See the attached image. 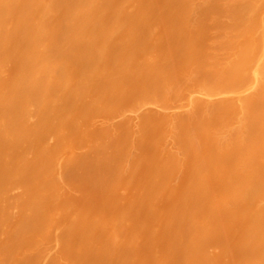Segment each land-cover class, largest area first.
I'll list each match as a JSON object with an SVG mask.
<instances>
[{"label":"bare ground","instance_id":"1","mask_svg":"<svg viewBox=\"0 0 264 264\" xmlns=\"http://www.w3.org/2000/svg\"><path fill=\"white\" fill-rule=\"evenodd\" d=\"M137 1L140 2V0H137ZM147 1L149 4L152 3L153 6L151 7V9L153 10L155 8L154 11L155 12L157 11L156 13H158L159 17L158 16L156 17L160 19V22H159L160 24H162L161 18L165 17L167 11L169 10L168 11L169 13L170 9L172 8L171 7L169 9L170 7L169 5H171L172 2H174L173 3L174 5L175 4L177 5L178 3L180 4V6L178 4L177 6L175 5L176 7L175 6L174 7L177 10L180 9L179 11L180 13L182 12L178 16V18L182 17L184 20L183 22L181 18L182 20L181 22L180 20L177 21L178 19L177 18L178 14L176 12L177 10H175V8H174L175 11L173 10V8L171 9L172 10L171 12L173 14L174 13L177 14V15L174 14L175 17L174 15L170 16V17H174L176 19V22L173 20L174 18L173 19L171 18V19L175 23L177 22L181 23V24L177 23L178 27L180 25L182 26V24L184 23L183 26H186L191 31L193 29H196V27H197L196 31L198 29L199 30L201 29L200 31H202L201 24L203 26L204 25L203 23L206 22V27H207V24L209 25L212 24V23L210 24L211 20L213 22L212 25L215 26V28H213L212 25L208 27L210 28V30L208 29L209 33L210 32L212 33L213 31V35H211L213 38L210 39L209 37L208 39L210 40L209 42L208 41L206 42L205 40V43L206 44L208 43L210 46H213V48L208 47L204 42H200V43H204L206 47L208 48L207 49L206 47H204L205 48L204 50L207 49L206 51L208 55L206 56V58L204 57V60L202 56V59H201L202 63L200 61H199L200 63H198V60L200 59V55L203 54L204 50L199 47L200 43L198 42L199 40H197L200 38L202 41V38L201 36H197V39H196L195 35H197V33L194 34L195 30L192 31L193 33L191 34V31L188 32L186 30L187 28L184 27L186 28L184 30L187 31L188 34H186L187 36L185 35L186 37L182 39L181 43H179V45L180 44L181 45L180 46L178 45V48H182L184 50L183 51L184 57L182 56L184 60L182 58L181 60H183L185 63L182 62L181 60L179 61L180 64L182 62L181 64L182 66L184 63L183 68H181V65L179 67L178 65L179 62L177 64L178 66L176 67L175 65L176 62L175 64H173L175 60L171 59L172 58L171 52L173 51L172 49L175 45L174 43L175 41L171 42V38L174 39L173 35H171L172 33L170 31L166 32L167 30H165V28H164L165 31L162 30L164 38H166L165 33H167L168 35H171L172 37L171 38H169V36L167 37L168 45H166L167 43L165 44L164 42H162V44L164 43V45L168 47L166 48L168 49L167 50L168 55L164 53L166 52L164 48L162 49L160 47L162 50H164L163 52L160 49L161 52H163L162 54L160 53V57L164 59L162 57L163 54L168 56V59L169 60L171 59L170 60L171 63L166 62L167 61L166 59H165V63L172 65V67L171 68L166 67L163 61L164 64L161 63V65H164L168 69L167 71L163 72L164 70L162 69L164 67L159 65L160 68L162 67L161 69L162 71L158 67L157 70L154 69L155 70L154 76L150 73L151 76L153 77L152 81H155L153 84L154 88L159 91L158 93L159 96L157 95L158 97L162 98L161 95H163L160 93L159 89L161 90L163 89L165 91L164 93L166 94L168 93L167 91L172 90V89L173 90L176 89L175 92L179 91L177 89L179 85L182 86L183 88H186L187 86L185 84L188 85V82L195 85L194 78H197V77L195 76L193 78L194 81L192 80V82H191V79H192V76L195 75L193 72L197 73L196 70L194 71V69H197V68H199L202 73L204 72L203 74L205 76L207 74V79H206L207 83H208V80L209 79L211 80L212 78L211 83L213 82L214 83L213 85L215 86L222 79L229 80L231 84L236 83L235 85H237L239 83L238 80H240V84H238L240 86L237 87L238 86L237 85L234 87L231 85L232 87H234L231 91H228V89H225V88L222 89L221 87L223 86L220 87V83H219L220 88H217V87L216 88L219 89L218 91L220 92L217 91L216 93L215 92L216 88L214 87L215 89L213 88L212 90L214 91L215 94H213L212 90L208 89V88H211L212 84H209V86L206 85L208 88L202 87L206 83V81L204 80L205 76L202 77L203 79L199 81L204 80L205 83L202 81L201 87L199 85L198 88L195 87L197 85L194 86L195 87L194 89L196 90L197 88L196 91L199 92L200 95H193V94L190 95L189 94L190 95L189 106L185 108L182 111V113H179L180 116H177L176 114L178 118L174 117L175 119L174 121L172 120V118H170L171 116L169 113L168 115L170 117L168 116L167 120L164 117L166 116L164 115L165 113H162V112H161L162 115L159 114L160 116L158 115V117H156V115H154V117L149 116V115H152V113H150L149 115L147 114V116L146 114L145 116L141 114L143 116V122L149 120L148 117L152 119L151 121H153L155 118L158 119L159 117H160L159 118L160 120L162 119V117L165 118L166 121H164V119L162 120L165 122L167 129L165 127V124L161 122L163 123L164 126L161 125L163 126V128H161L160 133L163 134L162 132H166L168 130V132L170 133V135L168 134V136L174 135L175 138L174 136L172 138L176 140L180 139L179 141L174 140L175 141L174 144L178 142L174 146L179 144L181 148L179 147V145H177V148H174V147L168 148L166 145L165 147L164 143L161 141L162 135L158 131V129L160 128L158 129L153 128V127H158L157 123L159 122L156 123L157 120L155 122L153 121L154 125L155 123L156 125L155 126L153 125L152 128L154 129V132L157 133L158 135L156 136V138L154 137V139L156 141L159 140V142L157 141L159 147L160 146L162 147L163 145V148L165 149V151L163 149L164 152H166V148H168L166 153H168L173 159V160L171 159L172 160L171 162L167 163L166 159L168 160L170 157L166 158L167 157L166 156L165 157L166 159H162L166 162L165 163L164 161L161 160V157H163L161 154H163L164 152H162V150H159L158 151L159 153L161 151L160 153L161 157L160 158L158 157L159 159L157 160L159 164L164 163V164H167V166H169L171 163L169 167L170 170H171V167L173 170L175 168L174 166H176V168L178 169L179 165L181 168L182 167L181 164H183V162L187 160V158L189 157L188 154L191 155V162H189L191 163V167H190L191 175L187 171L186 172L184 171L187 176L188 174L191 176V180L186 178L187 180H190V182L189 181L186 182L187 184L189 183L188 187L187 185L184 184L186 186L185 188L187 189L186 190L184 189L185 192L183 190L184 193L181 194V197L182 196L183 197L180 200L179 198L177 199L176 197L177 201L173 200L174 205L170 202L166 203V204H172V206H174V209H175L176 207L175 202H177L178 203V205L176 204L177 208L175 210L171 209L170 214L168 213L170 211H167L168 213L167 214L160 207L159 208L162 210L160 213H159L160 210L154 211L153 208L151 210V212L153 211L152 213H154L152 214V217H154L155 215L158 216V219L156 216L154 217V220L160 223L158 224V226L165 227V228H161V230L166 229L167 226L165 224H168V229L170 228L169 224L170 225L173 224L172 227L170 228L171 231L175 230L174 232L177 233L179 229V232H181L182 234L181 233L179 234V232L177 234L171 233L169 229L168 232L166 230L161 231V235L159 234V236H163L165 234L164 232H166L165 235H168V236L169 234L167 233H170V236H172L171 234H174V235L176 234L178 235L179 238L183 237L184 235L182 240L175 238L176 235L175 236L173 235L174 238L172 240V244L171 242H169V244L167 243L168 246L169 245L172 246L175 243L177 244L178 240L182 243L181 244L178 241L180 245L178 247H174L176 248L175 252L179 251L181 253V255L179 253L180 256L176 254L178 255L177 257H180V260L177 258L179 260L177 261V264L178 262L179 264H218V263L219 264L221 263L222 264H264V0H155L154 2L153 1L149 2V0ZM135 3L136 2H134L133 0H0V229H4L6 231V232H3L4 230H2L1 234L2 232L3 234L7 233V235L0 234V264H18L20 260H21L20 264H24L27 259L29 260V262H32V264H35V262L33 263V261H31L32 260L31 256H33V253L37 256L41 254V257L42 255L44 257H48V256L50 257L51 255V258L49 259L47 258L48 260L46 259L45 261V262H49V260H52V262L49 264L54 263L53 261H55V263L57 264L58 260L64 257L63 255L65 254H61L62 256L60 258L61 252H57L59 255L57 253L54 254V252H56L54 251L55 249L51 253L48 252L49 250L44 251L42 249V241H43L42 238L44 235H47V236L49 234L51 235V232H52L51 230H54L53 225L51 224H53L56 218H59V217H56V214L57 215L59 213L63 214L64 212L62 211H65V214H68L70 211L67 209L71 208L69 206L70 204L64 203L65 202L64 200L60 201L59 200L60 198H58L59 196H57L59 192V187L61 185L60 170L63 166H64L63 168L65 169V167L69 165L67 162L64 161V159L66 161L70 159L71 162L68 161L70 165L72 161H73L74 166L75 164H78L77 161H76L77 163L75 162V159H76L75 157L77 156L78 151H76L75 149L76 146L73 147L71 145V141L74 139V137L73 136L68 137L70 136L68 135L70 131L68 132L66 129L68 130L73 129L74 131L75 127L79 128V127L85 126L84 122H83L84 124L83 126L81 122L79 123V121L82 120V117L84 115L80 116L81 117L80 119V117L79 118L76 117L79 115H77V113H74V112L81 113L84 110L82 106L83 103L81 102L82 101L81 98H84L83 102L86 101V105L90 103V102H87V100L89 101L92 100L90 104H94L92 106H96L95 108H98L97 105L99 103L103 104L105 100L109 97V94H111L110 98H112L115 96V94L117 95L116 91L118 92L119 90H121L118 87L119 84L116 85V83L114 82L117 79L114 80V78H116L117 75L121 74V72L126 71L127 68L133 66V65L129 66L131 62L134 61L133 58L130 57V55L132 54L134 55V53L137 54L136 52L132 53V51L127 49L130 52V55H129V53H127V50L124 51V49L128 47L126 48L124 47L129 45V47L132 48L133 45H130V44L135 43L136 40L131 39V38L132 37L134 38L135 37L134 35L137 32H139V35L141 34V31H138L140 30L138 29L140 28V26L137 25L138 24L137 22L142 21L144 17H146L144 10L141 8H138L139 5H137V3H136L137 5L136 7L134 5ZM214 5H216L218 8ZM197 6L198 7L202 6L200 10L201 12L203 11V14H205L204 12L208 10V13H206L205 15L206 19H204L203 15H202L203 18L201 17L202 13H200L199 10H197L199 11L198 14L196 12V15H195L194 12ZM204 6H206L205 7L206 11L204 9ZM212 7L213 8L215 7L214 9L217 8L218 10L215 11L213 10ZM181 9H183V11H181ZM209 9L211 11H209ZM209 13L210 14L214 13L210 17L211 20L208 19ZM197 16L200 17L201 19L198 20L199 18ZM193 19H195V21ZM204 20L205 22H203ZM131 21L134 23L132 24ZM144 21L147 23V18H145ZM152 21L153 20H151V22ZM158 21H156L157 24H158ZM151 22L147 23L148 26H151L150 24H152L154 21L152 23ZM125 23H127V25ZM129 23L132 25L135 24L136 27H138L136 28L137 32H135L136 30H134L135 25L133 26L134 27L133 29L132 25L129 26ZM123 25H126L129 28L124 29ZM153 25L154 23L152 24V26ZM143 27L149 29L148 34H150L151 31L153 30L150 27H147L146 25ZM163 27L164 26H162V29ZM158 30L161 31L160 28ZM118 33H122L121 35L122 36L125 35L126 38L123 39L121 38V35H120V38H121L120 39ZM152 33H155V32L153 31ZM137 35L138 34H136V36ZM159 35H161L160 32H159ZM176 35L180 36V33L177 32ZM128 36H131L129 38L131 39V41L128 39ZM150 36H153V35L151 34ZM192 36H195L194 40H193L194 37L192 38ZM192 40L194 41V43ZM128 41L131 43H128ZM132 41H135V42L132 43ZM163 41H165V39ZM210 42L212 44H210ZM196 43H199V44H196ZM110 44H115L114 46L118 48L116 49L114 47L115 52L119 50L118 46L120 45L121 48H123V49L120 48V50L126 52L128 56L124 57L126 53L123 52L124 54L122 53L123 54V58H122L121 51L119 50L120 53L118 51V55L120 56L121 54L120 56L121 58H119L116 55V59H117L116 60L114 58V53L111 52L109 49ZM116 44L117 45L119 44V45L116 46ZM142 44L143 42L140 43L141 46ZM136 45H134V47L136 48L138 46V49H139L138 52L139 51L141 53L144 52V57L146 58L145 64L149 65V63H153V61L155 64L158 62L156 57H153V59H151L148 56L150 52H151L150 53L151 56H154L153 55L154 51L149 52L152 46L149 47V45L147 44L149 48L148 50L147 46L144 47L145 49L142 46V49H141L140 45H137V46ZM154 48L153 50H155ZM200 49L201 51L202 50L203 51L201 52ZM109 52L112 54V57L109 54ZM145 52L147 55H145ZM198 52L201 54H199ZM197 55H199V57ZM196 56L198 57L197 60H196ZM155 59L157 60V62ZM140 62H137L138 66L139 64H141ZM10 63L11 65L13 63V67L11 66L12 70H10L9 68ZM71 64L75 65V67L74 66L72 67ZM188 64L191 66H194V65L196 66L193 68L190 67L193 70V72L190 68H189L190 70H186L187 69L186 67H189ZM151 65H154V64H150L149 66ZM154 66L152 67L154 68ZM69 67L71 68L68 69ZM129 69L131 70L132 68H129ZM131 71L134 73V69ZM139 72H142V71H139ZM123 75L121 74V76ZM138 75H140V73ZM208 75L211 78L209 77L208 79ZM142 76L140 77L141 81H144V79H142ZM214 78H216L217 80ZM137 79L135 80V82L139 80ZM130 81H133V80H130ZM221 82L224 84V82L226 81H221ZM139 83L136 82V84H139ZM190 83L188 87H190L191 89L192 85H190ZM242 83H243V86H241ZM136 84L134 85L135 87L137 86ZM148 84L146 86H149ZM98 85L102 87L101 91L105 93L103 95L105 97H102L103 93L102 94L99 93L98 90L100 88L97 90V88L99 87ZM95 87L98 92L95 91ZM120 87H121V84H120ZM135 87L134 89L136 90L137 88ZM173 87H175V89ZM125 88L126 87L122 88V90L124 91L126 90L128 91V94H130L129 91L131 87L129 90ZM138 89L140 90V88ZM198 89H200V91ZM207 89L209 91H207ZM148 90L150 91L149 88ZM151 90L154 91V89H151ZM202 90H206L207 92L202 91ZM223 90L224 91L227 90L226 93H221V91ZM88 92L93 93L91 95L89 93L90 97L98 96L97 94L99 93V96L101 95L103 99L99 100L98 99L99 96L97 98L91 97L90 99H88L89 98ZM114 92L115 94H113ZM185 92L182 93L183 96L180 95L181 99H184L183 97H185V94L188 97V94ZM94 93H96V95ZM176 94L179 95L178 92ZM168 95L167 97H169ZM171 95H173L174 97V93ZM187 97H185V100L187 99ZM117 98H119V96ZM149 98H152V97H149ZM76 99L81 100V101H77ZM154 99H155V102L154 101L153 102L157 103L156 97ZM70 100H73L72 103L74 102V100H76L75 101L76 103L78 102L80 103L77 106L74 102L73 105L71 106L72 103L69 102ZM97 100H99L100 102ZM108 100L111 102L110 99ZM152 100L150 99V101ZM139 101L140 100L138 98L137 102ZM157 101H160V100H157ZM160 102L162 103V101ZM145 103L147 104V102ZM109 104L110 103H108V105ZM69 105L72 108L73 107L77 108V109L73 108L74 112L73 111L72 112L74 113V115L72 114V112L70 113V110H72V108H70ZM106 105L107 104H105V106ZM88 106H89L88 110H90L92 106L91 105H88ZM78 108L80 109V111L78 110ZM130 109H132L133 111L135 108L133 107ZM93 110H96V109H93ZM148 111L150 110L148 109ZM155 113L157 112L155 111ZM91 115H93V113ZM87 116H86V119L88 118ZM180 118L181 120L184 119V121L183 120L181 121ZM77 119H79V121ZM91 119L93 120V118ZM176 119H178L181 123H179V121H177ZM66 122H68L69 126H72V127L66 126ZM71 123L76 124V125L78 124V125L77 126L75 125L73 127V124ZM177 123L179 126L176 125ZM180 124L183 126L181 127ZM96 126L95 127L93 126L95 128L94 130L92 129L93 131H96L97 129ZM132 127L133 126H131V130H133L134 128ZM178 127H181V129H179ZM83 128H81V130H83ZM87 128H89V124ZM108 128L106 129L108 131L104 132L105 137H107V135L108 136L112 135V134L110 135L105 134V133L111 132L109 131ZM84 130L86 131V129ZM141 130L144 133L143 129ZM93 131L92 132L90 131L89 133L90 134L92 133L93 136L96 135L94 136L95 137L94 139L97 141L96 137L98 138L100 137V135L99 136L97 135L99 131L98 129H97L98 132L96 131L97 133L96 132L94 133ZM51 132L55 134V138L52 136L53 134ZM81 133H85V132L81 131ZM166 134H163V136L164 135L167 136ZM82 136L86 137L85 134L84 135L82 134L81 137ZM142 136L144 137L145 135L143 134ZM165 136L163 138L167 141ZM37 138H40V139H37ZM69 138H73V139L69 140ZM36 139H37V142H36ZM41 139H43V141ZM76 139H79V138L77 137ZM85 139L87 140V138ZM136 139L134 140V142L135 141L137 143L139 142L138 144L141 145L140 142L141 140L143 142V139L141 140L139 138H136ZM80 140L82 139L81 138L79 139L78 141L79 143H81ZM115 140H116V136H115ZM166 141H165V144H166ZM73 142L74 141H72V144ZM111 142L109 138V143ZM119 142L120 141H118V143ZM157 142L156 143L154 142L155 145H157ZM161 142L163 143L162 145L160 144ZM105 143L106 142L101 143V144L103 145ZM154 143H152L151 145H153ZM35 144L37 147L34 146ZM49 145H51V147H49ZM155 145L153 146L154 148H156L155 149L156 151L159 149V147ZM97 146H99L100 148L101 145L98 144ZM108 146L111 148L110 145ZM83 147L85 148V146ZM112 147L114 149L116 148V146L115 147L112 146ZM31 148H34L32 150H34L35 152L31 151ZM51 148L52 149L62 148V150L60 153L58 152L57 154V151H52ZM77 148L80 149L81 147H77ZM113 148H111V151H113L112 154L108 153L110 152V149L108 150L106 148L108 152H106L105 151L106 149L104 150V148L101 150L102 151L104 150L105 154L107 153L106 155H108V158L110 157L109 159H112V161L114 162L113 163L110 160V163H111L109 164L111 166L110 168H112V163H113V166H115L114 165L115 163L117 166H119V168L115 166L112 169L114 171V169L116 168L117 172H115L114 174L117 175L118 170L120 169V166H123L124 164L120 158L121 151H124V150L123 149L120 150V148L118 147L119 151L118 150L116 151V149L114 150ZM50 150H51V153L49 152ZM63 150L66 152L65 154L64 152L62 153ZM185 150L188 154L185 152ZM27 151L28 152L31 151L33 153V154L31 153L33 155L31 162L27 161L28 159ZM53 152H56V153H53ZM114 152L115 153L117 152L116 155H114L115 154ZM183 153L186 156L185 157L182 155L183 157L186 158L185 160L181 158V154ZM61 155L62 156L64 155V157L66 155V157L65 158L61 157ZM111 155L114 157L117 156L119 160L116 157L112 158ZM142 155L147 156V154L141 153L140 157L142 159L144 158L145 160L148 158V156L142 157ZM152 155H153V152H151V155H150L151 158L153 157ZM83 156L84 154H82L81 157L83 158ZM61 158H64V159H61ZM71 158L73 160H71ZM114 159H116V162L114 161ZM181 160L182 161L184 160V161L181 162ZM152 161H149V162L152 163ZM184 163L187 166L186 161ZM164 164L158 165L157 162H155L154 166L156 165L158 166V168L161 167L162 169H164L163 167L166 166ZM125 166L126 165L124 164V167ZM124 167H121L122 168L121 171L124 170L123 169ZM127 167L125 168L127 169ZM63 168H62L61 173H64ZM68 168H67V171H68ZM110 168L108 169L110 170ZM158 168H156L155 170L153 167L152 168L154 170L152 172L153 174L152 175L149 174V176L150 177L152 176V179L155 177H160V179L162 178L161 180L164 181L163 179L164 173L161 175L160 170L162 169L161 168L158 169ZM165 169H166L167 175H169V177L166 175L168 179L169 178L171 179L174 177V172L176 175L177 170H175L174 172H172L171 170V172L173 173L172 174L169 169H167L166 167ZM165 169H164V172H165ZM106 170L107 169L105 167V171ZM168 170L171 174L167 172ZM113 171H110L109 173L112 172L111 174H113ZM121 171L119 170V172ZM130 171L131 170L129 169L128 172L130 173ZM101 172L103 175H105L107 174L108 170L106 171V173L104 172L105 174L103 173V169ZM158 172L160 174V175L158 174L159 176L157 175ZM182 172L178 174L184 177ZM123 173L122 175H124V177L122 176L121 178H124L123 180L125 182L121 181L122 179L119 178L118 176L112 175L114 179L112 178V176L110 177L112 178V180L116 182H117V179L119 178V181L127 183L126 181L128 180L126 179L129 176H126V173L124 174ZM129 173L127 175H129ZM64 175L65 173L62 174V176L64 178H67ZM109 175H106V176H109ZM27 178H29L30 183L28 182ZM186 179L184 180L187 181ZM24 180L28 184H30V186L28 184L27 186L26 185L24 186L22 183V181ZM147 180H150L152 183L151 178ZM172 180H174V178ZM172 180H170L171 182V184L169 183L170 185L168 184V182L163 183L164 185L167 184L165 185L166 188L163 187V189L167 192V194L168 192L172 193V195L169 194L171 198L173 194L174 195L176 194L177 196L179 194L180 196V193L182 192V191L181 192L179 191V193H175V191L176 192L178 191L175 185L172 186ZM176 181H177L176 184H179L178 183L179 180H176ZM182 183L184 182L182 181ZM113 185H115V182ZM152 185L150 186L149 184V187L151 188ZM167 186H169V188L174 187L176 190L174 188H173L174 191L172 188H170L169 190ZM131 188L133 189L134 187H131ZM145 188L147 189L146 185H145ZM150 188L147 189V191L149 190L148 193L145 191L144 192L146 195L150 194V199L152 198L151 200L154 201L155 199L154 194L151 193V191H153V188L151 189ZM66 191L69 192V189L68 190L66 189L65 192ZM134 192L136 193V191ZM6 194H8V196L9 194L10 196L13 195L16 198L11 199V197H9L8 199L10 200H5ZM169 196L167 197L168 199H169ZM56 197L58 198V200H54V201L63 202V203H60V205L62 204L63 205L67 204V205L59 206L54 201L52 202V200ZM68 197H70V195ZM124 197L126 199V195H124ZM124 197L122 196L121 199H118V197L117 199L113 198L112 200L114 201L111 200L114 203L112 204L111 202L110 204L111 207L112 205H115L114 206L115 208H118L117 206H121L122 209L124 208L125 209L124 210L119 209L120 211L118 213L120 214L116 212L117 215L116 213H114L115 215L112 217L111 213H113L114 211H111V210L114 208L110 207L109 208L110 213L108 212L109 215L107 214V219L108 220L110 218H113V219H110L109 221L106 220L107 222L103 220V217L101 219L100 217L101 212H100V215H99V212L95 213L96 215L97 214L99 215V216L97 215L98 217L94 214V215H91L93 216L92 218L88 216V218L90 219L85 218L84 217L85 214L81 215L82 214L81 211H84V210L86 211L87 209L85 208L83 210H80L83 206L82 205L78 206L76 204V206H73L74 207L73 209L76 208V210L73 211L72 213L74 214L76 213L75 215H77L78 213V216H77L78 218L77 217L75 218L73 216V220L75 221L76 219H78L76 220L77 225L75 226L77 227V229L80 228L78 230L79 233L75 230L76 228L72 229L73 228L72 225L70 226V224L67 225L68 223H66L68 227H65V228L67 230L65 228H61L62 231H60V233L64 232L67 234L65 236L66 238L63 237L64 235H60L59 233L52 234L54 235L53 237H55L56 239H58L59 236H60L59 237L60 239L62 237L65 238L64 240L61 239L60 242L66 240L65 246H67L68 244L71 245L70 240L75 239L73 237L76 234H78L79 239L81 240L82 244L86 245L87 243L94 244L95 242H98L97 244L95 243L97 245V246L95 245V247L97 248L95 249L98 251H101V248L99 250L98 247H100V243L102 242V245H103L102 256L104 257V262L106 264H114V262L116 264H129L128 262H131L130 260H132L133 258L134 259L137 258V260L140 261L139 260L140 256L139 254H137L138 250L136 251L134 250L135 248H138V246H140V243L138 244L137 242L138 241L142 242L141 240H138L139 239L138 236L141 237L140 239L144 238V237L142 238L143 235L141 236L139 234H144V232L141 231L140 229L136 230L137 232H133V231L130 232L129 228H131L130 227L131 225L129 224V220H131L132 218H129L128 216L131 214V212L126 211L127 209L128 210L133 209L134 208L132 207L134 206L133 203L137 204V202H133L134 200H136L134 199L135 197L133 196L134 198L131 197L132 199L131 198L128 200L126 199L127 200L126 203L129 201L126 204V206L120 205L119 202H121L122 204L125 201ZM136 198H138V196H136ZM122 199L124 200L123 202L121 201ZM150 199L149 197H148V200L145 199L147 200L146 201L147 205L146 203H144L145 206H148L149 208L152 206V204L153 206H157V205H154L156 201L152 202ZM67 200L69 201L70 199L67 198ZM116 200H118V202H116ZM145 200H143V202ZM46 203H48V206ZM51 203L53 204V206L56 205L55 208H58L57 206H59L60 209L62 208V210L58 212L57 210L59 208L54 209ZM116 203L119 205H116ZM130 203L132 204L129 205ZM149 203H152L151 206L149 205ZM139 206H142V203L139 202ZM148 207H147V210H148ZM135 208L138 209L139 207H135ZM155 208L156 207H154V209ZM96 209L100 210L98 208ZM140 209L137 210V213L138 211L143 212V211H140ZM142 209H145V208H142ZM144 211H145L144 214L146 213L148 214V211H146V209ZM87 212H89V210L83 213H86L89 215V213ZM90 214H93V213H90ZM147 214L146 216L149 217ZM118 215H120L121 217L120 216L118 217ZM12 216L16 217V221L13 224L12 222H7V220L11 218ZM67 216H70V215L68 214ZM81 216H82L81 218L82 220L79 218ZM108 216H111V217H108ZM146 216L144 219L147 218ZM96 218H99V219H96ZM139 218L137 220H139ZM159 218L161 220H159ZM67 219H65V221ZM86 219L89 220L88 222H85L87 224L84 223ZM80 220L83 222H81ZM55 221H58V220L56 219ZM63 221H61V223ZM160 221L164 222L165 224L162 223L163 224L162 226ZM6 222H7V225H6ZM79 222L81 224L84 223V225L80 226ZM173 222H175V225ZM56 223L57 222H55V224ZM69 223H71L70 220H69ZM177 223L178 224L180 223L179 225L180 228L178 226L177 231H176L175 226L177 227ZM142 224L143 225H140L142 226V228L141 227L139 228L144 230L143 226L144 224H147V223L143 222ZM148 226L149 225L147 224L146 227ZM126 228L128 229V231L126 230ZM157 229L159 228L157 227ZM73 230H75V233L77 232L75 235L73 233L74 232ZM124 231L127 232L128 234H126ZM140 231L142 233H139ZM71 232L73 233L74 236L72 235ZM157 232L160 233V231H157ZM137 233H138V236H137ZM147 233L148 235L151 234V232L150 231L148 232V230H147ZM155 234L156 233L151 234L152 236H149V241H151V239L153 238L156 241L157 239H159L158 235L154 236ZM179 235H182V236H179ZM212 236H214L213 238L216 240V241L214 240V243H212L213 242L212 240L211 242H209L210 238L212 239ZM50 237L51 236H49V238ZM172 237L170 238L172 239ZM55 238H52V240L53 239L55 240ZM217 238L220 240L219 242L220 245L218 244ZM174 239H178V240L176 241ZM54 240L52 241L53 243H54ZM155 240H153V243L155 242ZM161 240L159 239V241ZM159 241H157V243ZM71 242L73 243V241ZM216 243L217 245L220 246V250H217L215 253V250L213 249L211 250L208 247V245L211 244L210 245L211 247L213 244L216 245ZM62 244L64 245V243ZM143 244L145 245V243ZM176 244L174 246H176ZM69 245L68 247H65V249H67L68 252H69L68 248L70 247L72 248L75 246V245L74 246L73 245L69 246ZM157 245L158 244H155L153 245V247ZM167 245H165L166 246L165 250L168 249V251H173V249L169 250V248H167L168 247ZM217 245L216 247H219ZM90 247L92 249V244ZM144 247L147 248L146 245ZM157 247L155 249H158ZM52 248H54V246ZM121 248H123L124 251L123 252L120 251L119 252L120 254H118V251L121 250ZM139 248L142 249L143 247L142 248L139 247ZM160 249H164V248H160ZM180 249L182 250V252L180 251ZM74 250L75 249H73L72 251L75 252ZM129 250H132V253L134 252L133 258H131V255H130L131 252L129 253L128 252ZM145 250L147 251V249H144V251ZM72 251L70 252V254H72L71 256L74 255ZM144 251L143 253H145ZM135 252L138 255V257L137 256L135 257L136 255ZM161 252H166V253L160 254L158 252H153V263L151 264H167L166 262L168 260L169 252L163 251V250ZM175 252L174 251L171 252V255H174ZM97 253H96L97 255H95L96 258L99 257V254L101 252L100 253L97 252ZM217 253H219L220 256ZM213 254L217 255L215 256L217 258L216 261L218 260L217 261L218 263L215 261ZM28 255H31V256H28ZM145 255L148 256L147 254ZM146 256H143V259H146L145 258ZM73 257L75 258V256ZM74 258L73 259L71 258V260L68 261L69 263H66L65 260H62L63 258L61 260L63 261L64 264H73L74 261H76V258L75 260ZM96 258H94V260ZM98 259L101 260L102 258L100 259L99 257L96 260ZM112 259L116 261L112 262ZM173 259L176 260V257L172 256L171 258L170 256V261ZM223 259L226 261L225 263H223ZM61 260H59V264H61L60 263L62 262ZM148 260L149 259H147V262L150 261ZM219 260L222 262H220ZM42 261H44V259ZM134 261L132 262L134 263ZM132 262L131 264H133ZM147 262H145V264ZM150 262H152V260ZM99 263L101 264L100 261ZM137 263L140 264L139 262ZM174 263L176 264V261ZM174 263L172 262V264ZM96 264H98V261H96Z\"/></svg>","mask_w":264,"mask_h":264},{"label":"rangeland","instance_id":"2","mask_svg":"<svg viewBox=\"0 0 264 264\" xmlns=\"http://www.w3.org/2000/svg\"><path fill=\"white\" fill-rule=\"evenodd\" d=\"M133 1L136 2V3L138 2L137 0H133ZM150 1H153V2H154L155 0H149V2H150ZM136 3L134 4L136 7H137V5H139L138 8H141V9L144 10V13H145V16H146V17H144V19L147 18V23H148V22H151V20H153L154 22H153V21H152V22L154 23V25L152 26L153 23L151 22V23H152V24H150V25L152 26V28H151V26H148V24H147V23L144 21V19H143L142 21L137 22L138 24L136 23L137 25L140 26V28L136 27V25L134 24V25H135V29H134V27H133L134 25H132L134 22L131 21L132 24H130L131 22L129 23V26L132 25V28H133L134 30H136V28H138V29H140V30H138V31H141V34L139 35V32H137V30H136L135 32H137L136 34H138V35L136 36V34H135V35H134L135 37H134V38H133V37L131 38V39L136 40V42H135V41H132V43H133V42H135V43L130 44V45H133L132 48L129 47V45H128V43H131V42H129V41H128V43H127L128 46H125V47H124V48L128 47V48L124 49V51H126L127 49H129L130 51H132V53H133V52H136V53L138 54V55H137V54L134 53V55H133V54L130 55V52L127 50V53H129L130 57L133 58V60H134L133 62H131V60H132V59H131V60H130L131 64L129 63V64H130L129 66H131V65H133V66H132V67H129V66H128V67H129V68H132L131 70L134 69V73H133L129 68H127L126 71L121 72L122 75H123V74H125V75H123V76H121V74L117 75L116 78H114V80H115V79H117V80H115L114 82L116 83V85L119 84L118 87H119L121 90H122V88H124V87H126L127 90H129L130 87H131V89H130L131 92L129 91L130 94H128V91H126V90H125V91L122 90V91H124V92H122L121 90H119L118 92L116 91L117 95H116L115 92H114L113 94H115V96L112 97V98H110V97H111V96H110L111 94H109V97L105 100V102H104L103 104L99 103V104L97 105L98 108H95L96 106H92V105H94V104H90L92 100L89 101V100L85 99V100H87V102H90L88 105H91V106H92V107L90 106V107H91V108H90L91 111L88 110L89 106L86 105V101H84V102H85V104H84V102H83L84 98H81L82 101L76 99L77 101H81V102L83 103V104H82L83 109H84V110L86 109L85 111L83 110L81 113L74 112V109H77V108L73 107V108H74V109H73V108L70 107V105H69V107L72 108V110H70V113H71L72 111H73L74 113H77V115H79V116H76L77 118H79L80 116H83V115H84V116L82 117V120H80V121H79V119H77V120L79 121V123H80V122L82 123V126H83L84 124H85V126H86V127L83 126L84 128H83V127H79V128H78V127H77V128L75 127V128H74V131H73V129H71V130H70V129H69V130L66 129L68 132L70 131L69 134H68V135H70V136H68V137L73 136L74 139L76 140V141H75L73 138H69V140H72V139H73L72 141L75 142V144H74V142H73V144H72V141H71V145H72L73 147L76 146L75 149H76V151H78V153L76 152V153H77V156L75 157V158H76V159H75V162L77 161L78 164H75V166H74L73 161H72V163H71V165H70V163H69V162H71L70 159L68 158L69 160L66 161V160L64 159V158L66 157V155H65V157H64V155H63V156L61 155V157H64V158H61V159H64V161L67 162L69 165L66 166V164H67V163H66V164H65V166H66L65 169L63 168L64 166L62 165V166H63V167H62V168H63V171H64V173H65L64 176L67 177V178H64V177L62 176V174H64V173H61L62 168H61V170H60L61 185H60V187H59V192H58V195H57V196H59L58 198H60V199H59L60 201H61V200H64V201H65L64 203H68V204H70L69 206H70L71 208L68 207V208H70V209H67V210L70 211V212L68 213L70 216H67L68 214H65V211H62V212H64L63 214H62V213H59L58 215L56 214V217H59V218H61V219L56 218V219L59 221V222H58V221H55L56 219L54 218L55 220H54L53 224H51V225H53V229H54V230H51V231H52V232H51V235H50V234H49L48 236H47V235H44L43 238H42V239H43V241H42V249H43L44 251L49 250L48 252H50V253L55 249L54 251H56V252H54V254H56L57 252H61V253H60V258H61V256H62L61 254H65V255H63L64 257H62L63 259H62V258H61V259H62V260H65L66 263H69L68 261L71 260V258L73 259V258H74L73 256H75V258H76V261H74L75 264H76V262H77V264H96V261H98V264H100L99 261L101 262V264H102V263H103V264H106V263L104 262V257L102 256V250H103L102 242H101V243L99 242V243H100V247H98V249L100 250V248H101V251H98V250H96L97 248L95 247V245H96L98 242H95L96 244H95V243H94V244H93V243H87L86 245H85V244H82L81 240L79 239V235L76 234L77 232L79 233L78 230H79L80 228L77 229V227L75 226V225H77V221H76V220H78V219H76L75 221L73 220V216H74L75 218L78 216V213H77V215H75L76 213H75V214L72 213L73 211L76 210V208L73 209V208H74L73 206H76V204H77L78 206H79V205H80V206L82 205L83 207L86 206V207H84V208L82 207L81 209H80V207H79V209H80V210H83V209L86 208V209H87L86 211L89 210V212H87V213H89V215L86 214V213H83V212H86L85 210H84V211H81L82 214L80 213L81 215H84V214H85L84 217L87 218V219L92 218L93 216H91V215H94L96 212H99V215H100V212H101V216H100L101 219H102V217H103V220H104L105 222H107V221H106V220H108V219H107V214L109 215V213H110V212H109V211H110L109 208L111 207L110 204H111L112 201H114V200H112V199H113V198H116V199H117V197H118V199H121V197H122V196L124 197V195H126V199H127V200L134 196L135 198H134V197H133V198L136 199V200H134L133 202H137V204L133 203V205H134V206H132V207H134L133 209H130V210L127 209V210H126V211L131 212V214H130L128 217L133 219V220H132V219L129 220V224L131 225V226H130L131 228H129V229H130V232H132V231H133V232H137L136 230H139V229H140L141 231H143L145 235H144V234H139V235H141V236L143 235L142 238L144 237V238H143L144 240H143V239H140L141 237L138 236V233H137V236L139 237L138 240H141L143 243H145V245H146V247H147V248H145V247H144L145 245H144L142 242L138 241L137 243H138V244L140 243V246H138V248H135L134 251L138 250V253H137V254H139V256H140V257H139V258H140V259H139L140 261H138L137 258L134 259V258H133V256H134L133 253H134V252L132 253V250H129L128 252H129V253L131 252V253H130L131 258H133V259L135 260V261H134V260L132 259V260H130V261H131V262L134 261V263L132 262L133 264H135V263L138 264L137 262H139L140 264H145V262H147V259H149L150 261L152 260V262H150V261L148 260L149 262H147L146 264H148V263L151 264V263H153V252H158V253H160V254H164V253H166V252H161L162 250H163V251H167V252H169L171 258H172V256H173V257H176V260H175V259L171 260L173 263L176 261V264H177V261L180 260V257H177V256L179 255L180 252H179V251H178V252H175V251H176V248H174V247H178V246L180 245V243H181L178 239L182 240V238L184 237V235H183V237L179 238L178 235H176V234L179 232V229H178V231H177V228H178V226L180 225L181 222H180L179 224L177 223V227L175 226V229H176L177 233L174 232L175 230H174V231L172 230L173 232L171 231L170 228L172 227L173 224H172V225L169 224V227H170L169 229H170L171 233H176V234H175V235H176L175 238H178V239H174V240H176V241L178 240L180 243H178V241H177V244L175 243L176 246H174L175 244L172 245V246H171V245L168 246L167 243L169 244V242H171V244H172V240H173V238H174L175 235H174V234H171L172 236L174 235V236L172 237V236H170V233H167V234H169V236H168V235H165L166 232H164V233H165V234H164L165 237H164V235H163V236H159V234L161 235V231L166 230V231L168 232V230H169V229H168V224H165L164 222H161V221H160L162 226H163V224H165V225L167 226L166 229L161 230V228H165V227L158 226V224H160V223H159L158 221H155V220H154V217H155L156 215H155V216L153 215L154 217H152V214H154V213H152L153 211L151 212V210H152V208H153L154 211H158V210H160V211H159V213H160V212L162 211L160 208H162L166 213H167V211H170V212H168V213L170 214V213H171V209L175 210V209L177 208V205H178L177 202H175V206H176L175 209H174V206H172V204H173L174 201L176 200V197H177V199L179 198V200L183 197V196L181 197V194L184 193L185 190L187 189V188H185V187H186L185 185H187V187H188V185H189V183L187 184L186 182H188V181L190 182V180H191V176H190V175H191V174H190L191 163H189V162H191V155L188 154V153L186 152V150H185V152L189 155V157H188V155H187L188 158H187V160H185V159H186V158H185V157H186L185 154H184V153L181 154V158H183V159L186 161L187 166H186L185 163H184L185 161L183 160V161H184V162H183V161L181 160V162H183V164H181V162H180V164L182 165V167L180 168V165H179V168L177 169L176 166H174V164H173V162H172V164H173V166H174L175 168L172 170V167H171V170H172V172H174L175 170H177V172H176V175H175V172H174V177H173V175H172V177L174 178L175 181L172 180L173 178H171V179L169 178V179L172 180V186L175 185V187H177V191H178V192L175 191V193H179V191H180V192L182 191V192L180 193V196H179V194H178L179 197H178L176 194H175L176 196L173 194V196H172V198H171V197L169 196V194L172 195V193H169V192H168V194H167V192L163 189V187H165V185H167V184L164 185L163 183H165V182L167 183V182H168V184H169V183L171 184L170 180L168 179L169 175H167V173H166V169H165V167H166L167 169L170 170L169 167H170L171 163H170L169 166H167V164L161 163V164L166 165L165 167H163V168L165 169V172H164V169H162V168L159 166V167L163 170V171L160 170L161 172H160V171H159V172L161 173V175L164 173V175H163V176H164V178H163L164 181L161 180L162 178L160 179V177H155V176H154L155 178L152 179V176L150 177L149 174H150V175L153 174V173H152V172L154 171V170L152 169L153 167H154L155 170H156V168H158V166H156V165L154 166L155 162H157L158 165H161V164L158 163L157 160L161 157V156H160L161 151H160V153H159L158 151H159V150H162V152L165 151V149L163 148V145H162L163 143H164V146L166 145L168 148H172V147L177 148V145H179V144H177L176 146H174L176 143H178V142H176V143L174 144V142L177 141L178 139H177V140L174 139V138H175L174 135H173L174 138H172L173 136H168V134L170 135V133L168 132V130H167L166 132H162V133H163V134H166V133H167L166 135H167L168 137L165 136V135H164V136H165V138L167 139V141H169V142H167V141L163 138V137H164L163 134L160 133V132H161V128H163V126H164L163 123L165 124L164 121H166V120L168 119V116H169L168 113H169L170 116H171V117H170V116H169V117L172 118L173 121L175 120L174 117L180 116L179 113H182V111H183L185 108H187V107L189 106V98H190V95H191V94H193V95H200L199 92H197L196 90H197V88H198L199 85H200V87H201V82H202V81H203V82H204V80L206 81V79H207V74H206V72H205V74H206V76H205V75L203 74L204 72L202 73L201 70H200L199 68L194 69V71H195V70L197 71V73L199 74V75H198L197 73L193 72V70L191 69V68L196 67V66H195L194 64H193L194 66H191V65L188 64L189 67H186L187 69H186V68H185V69H186V70H190V69H191L192 72L195 74V75L192 76L191 82H192V80L194 81V79H195V81H194L195 83H194V84L197 85V86L193 85V84L190 83V82H188V85L185 84V85L187 86V87L185 86L186 88H183L182 86L179 85L180 88H179V86L177 87V89L179 90V91H177V92L179 93V95L176 94L177 92H175V91H176L175 87H173L175 90H173V89L171 88L172 90L167 91V90L165 89V90L168 92V93H166V94L164 93L165 91H164L163 89H162V90L159 89V90H160V93L163 94V95L160 94V95L162 96V98H161V97H158V96H159V94H158L159 91L156 90V89L154 88V85H153V84H154L155 81H152L153 77L151 76V74L154 76L155 70H157L158 67H159L160 70L162 69V67H164L165 69H164V68L162 69V70H164L163 72H165V71L168 70L166 67H168V68H171V67H172V65H169L168 63H167L168 65H167V64L165 63V59L167 60L166 62H169V63H171V62H170L171 59H172V60H175L173 64H175V62H176V64H175L176 67H177L178 65H179V67H180V65L182 64V62H184V61H183V60H184V58H183V57H184V53H183L184 50H183L182 48H178V45H179V43L182 42V39H184V38L187 36L186 34H188V32L191 31V30L188 29L186 26H183L184 23L182 24L183 27L180 25V24H181L180 22L183 20V18H182V17H179V18H178V16L182 13V12H181V13L179 12V11H180L179 8H178L179 10H177V9L175 8V7L179 4L178 2H177V3H178L177 5L175 4L176 6L173 4L174 2H172V4L170 3L171 5H169V6H170L169 9L172 7L173 10H174V8H175V10H177L176 12H177L178 15L175 14V13H174V14L177 15V18H178L177 21L180 20V22H177V23H180V24H179V25H180L179 27H178V24L175 23V22H176V19L174 18L175 15L171 12V11H172V10H171L172 8L170 9V12H171L172 15L170 14V12L168 13V11H169V10H168L167 13H166V15H165V17H162L163 19L161 18V22H162V24H160V23H159V22H160V19L158 18V17H159V16H158V13H156L157 11H156V12L154 11L155 8H154L153 10L151 9V7L153 6L152 3L149 4L147 0H146V2H145V0H140V2H138L139 4L137 3V5H136ZM146 3H147V4H146ZM145 4H146V5H145ZM149 5H150V6H149ZM174 6H175V7H174ZM179 6H180V4H179ZM214 6H216V5H214ZM181 7H182V6H181ZM181 7H180V8H181ZM201 7H202V6H199V7L197 6L196 9H195V12H194V13H195V15H196V12H197V14H198V12L200 11V13H202V14H201V17H202V15H203L204 19H206V18H205V15H206V13H208V10L206 11V9H205L206 6H204V9H205L206 12H204L205 14H203V11L201 12V10H200ZM216 7H217V6H216ZM198 8H199V9H198ZM212 8H213V7H212ZM214 8H215V7H214ZM214 8H213V10H215V11L218 10V9H217L218 7H217L216 9H214ZM207 9H208V8H207ZM175 10H174V11H175ZM197 10H199V11H197ZM202 10H203V8H202ZM174 11H173V12H174ZM181 11H183V9H181ZM209 11H211V10L209 9ZM215 11H214V12H215ZM154 12H155L157 15H156ZM149 13H150V14H149ZM211 13H212V12H211ZM148 14H149V15H148ZM151 14H152L153 17L156 19V21L159 20V21H158V24H157V22L155 21V19L152 17ZM169 14H170V15H169ZM213 14H214V13H213ZM213 14H210V13H209V15H208V16H209L208 19H210L211 15H213ZM173 15H174V17H170V16H173ZM195 15H194V16H195ZM156 16H158V17H156ZM198 16H199V15H198ZM198 16H197V17H198ZM203 17H202V18H203ZM171 18H172V19L174 18L173 20H174L175 22H174ZM181 18H182V20H181ZM198 18H199L198 20L201 19L200 17H198ZM195 19H196V18H195ZM195 19H193V20L195 21ZM198 20H197V21H198ZM210 20H211V19H210ZM197 21H196V22H197ZM155 22H156L157 25L155 24ZM183 22H184V20H183ZM198 22H199V21H198ZM203 22H205V20H204ZM199 23H200V22H199ZM211 23L213 24L212 20H211L210 24H211ZM125 24L127 25V23H125ZM159 24H160V25H159ZM196 24H198V23H196ZM203 24H204L203 26H204L205 28H204V27L202 26V24H201L202 31H200L201 29H200V30L198 29L199 32H198V30L196 31L197 27H196V29H193V30H192V31L195 30V31H194V34L197 33V35H195V36H196V39H197V36H201L202 41H201L200 38L197 39V40H199V41H198L199 43H200V42H204V43H205V40H206V42H207V41L209 42V41H210V40H208L209 37H210V39L213 38V37L211 36V35H213V31L211 30V31H212V33L210 32L211 34H210L209 31H208V29L210 30V28H208V27L211 26L212 24H211V25L207 24V27H206V22L203 23ZM126 25H123V28H124V29L129 28V27L126 26ZM145 25H146L147 27H150L151 29H153V30L151 31L150 34H148L149 29L143 27V26H145ZM162 26H164L163 29H162ZM194 26H195V25H194ZM196 26H197V25H196ZM198 26H199V25H198ZM212 26H213V28H215L214 25H212ZM184 27H186L187 29L184 28ZM159 28L161 29V31L158 30ZM164 28H165V30H167L166 32L170 31V32L172 33L171 35H173V38H174V39L171 38V37H172L171 35H168V34L165 33V32H164V33H165V35H166V36H165L166 38H164V35H163V33H162V30L165 31ZM181 28H182L183 30H182ZM203 28H204V30H203ZM213 28H212V29H213ZM184 29H186L188 32L185 31ZM213 30H214V29H213ZM153 31H154L155 33H152ZM192 31H191V34L193 33ZM135 32H134V33H135ZM159 32L161 33L162 36L159 35ZM177 32L180 33V36H179V35H176ZM122 33H123V32H122ZM122 33H118L119 38H120V35H121ZM184 33H185V34H184ZM205 33H206L207 36L205 35ZM124 34H125V33H124ZM147 34H148V35H147ZM151 34H152L153 36H150ZM169 34H170V33H169ZM174 34H175V35H174ZM181 34L184 35V36H182ZM185 35H186V36H185ZM208 35H210V36H208ZM116 36H117V35H116ZM123 36H124V37H123ZM123 36L121 35V38H123V39L126 38L125 35H123ZM159 36H160V37H159ZM168 36H169V38H171V42H172V41H173V42L175 41V42H174V43H175V45H174L175 48L173 47V49H172V50H173V51L171 52V57H172V58H171L170 60L168 59V56H166V55H168V52H167L168 49H166V48H168V47L164 45V43H165V44L167 43L166 45H168V38H167ZM181 36H182V37H181ZM195 36H192V38L194 37L193 40L195 39ZM130 37H131V36H128V39H129ZM179 37H180V38H179ZM190 37H191V36H190ZM117 38H118V37H117ZM119 38H118V39H119ZM121 38H120V39H121ZM115 39H116V38H115ZM131 39H129V40L131 41ZM164 39H165L166 42L163 41ZM203 39H204V40H203ZM137 40H138V41H137ZM178 40H179V42H178ZM193 40H192V41H193ZM126 42H127V41H126ZM138 42H139V43H138ZM142 42H143V44H142L143 48H144L145 46H147V48H148V45H149V47L152 46L151 50H149V48H148V50H149V52H150V51H152V52L154 51V52H153V55H154V56H151V54H150L151 52H150V53L148 52V53H149L148 56H149V58H151V59H153V57H156V59L158 60V62H157V60L155 59L156 62H157V63H156L157 65L154 63V61H153V63H149V65H150V64H154L155 66H154V65L149 66V65L145 64V63H146V62H145L146 58L144 57V52H143V53H141L140 51L138 52L139 49H138V46H137V45H140V43H142ZM162 42H164V43L162 44ZM212 42H213V40H212ZM193 43H194V41H193ZM199 43H196V44H199ZM204 43H200V46H199V47H200L201 49L204 50V49H205L204 47H206V45H207L208 47H210V48H211V47L213 48V46H210L208 43H207V44L205 43L206 45H205ZM136 44H137V45H136ZM147 44H148V45H147ZM159 44H160V46H159ZM202 44H203V45H202ZM210 44H212V43L210 42ZM114 45H115V44H110V45H109V49H110V51L114 53V58H115V59H116V55H117L119 58H121L120 56H121V54H122L124 51L120 50L121 46H120L119 44H118L119 46L116 44V46H118V47H119V50L121 51V54H120V56H119V55H118V51H119V50H117V52H115L114 49H115L116 47H115ZM125 45H126V44H125ZM134 45H136L137 47L135 48ZM180 45H181V44H180ZM180 45H179V46H180ZM201 45H202L203 48L201 47ZM140 46H141V45H140ZM142 46H141V49H142ZM114 47H115V48H114ZM133 47H134V49H133ZM154 47H156V48H154ZM158 47H159V49H158ZM160 47H161L162 49L164 48V50H165L166 52H164V50H162ZM197 47H198V46H197ZM130 48H131V49H130ZM153 48H154L155 50H153ZM206 48H207V47H206ZM116 49H118V48H116ZM121 49H123V48H121ZM132 49H133L134 51H133ZM135 49H136V50H135ZM144 49H145V48H144ZM157 49H158V50H157ZM160 49L166 54V55L163 54L164 56L162 55V57H163L164 59H162V58L160 57V53H161V54L163 53V52H161ZM180 49H181L182 51H181ZM198 49H199V48H198ZM198 49H197V50H198ZM201 49H200V51H201ZM207 49H208V48H207ZM207 49H206V50H207ZM203 50H202V51H203ZM206 50H204L203 54L199 53L200 51L198 52L199 54H201V55H200V59L198 60V63L201 62L202 56H203V60H204V57L206 58V56L208 55V53H207ZM120 51H119V53H120ZM146 51H147V50H146ZM159 51H160V52H159ZM202 51H201V52H202ZM205 51H206V52H205ZM209 51H210V50H209ZM124 53H126V52H124ZM124 53H123V54H124ZM127 53L125 54L124 57H127V56H128ZM172 53H173V54H172ZM204 53H205V54L207 53V54L205 55ZM109 54H110L111 57H112V54H111L110 52H109ZM109 54H108V55H109ZM123 54H122V58H123ZM209 54H210V53H209ZM139 55L141 56V58H140ZM145 55H147L146 52H145ZM175 55H176V57H175ZM182 56H183V57H182ZM197 56L199 57V55H197ZM197 56H196V60H197V58H198ZM118 57H117V58H118ZM157 57H158V58H157ZM181 58H182L183 60H181ZM115 59H114V60H115ZM140 59H141L142 61L144 60V61H143L144 63H143ZM111 60H113V59H111ZM116 60H117V59H116ZM159 60H160V61H159ZM161 60H162V61H161ZM180 60L182 61L181 64H180V62H179ZM140 61H141V62H140ZM163 61H164L165 64L163 63ZM199 61H200V62H199ZM135 62H136V63H135ZM137 62H140L141 64H139V66H138V65H137L138 63H137ZM178 62H179V64H178ZM132 63H133V64H132ZM134 63H135V64H134ZM159 63H160V64H159ZM161 63H163L166 67H165L164 65H161ZM184 63H185V62H184ZM184 63H183V66L181 65V68L184 67ZM201 63H202V62H201ZM142 64H143V65H142ZM177 64H178V65H177ZM71 65H72V67H73V66L75 67V65H73V64H71ZM135 65H136V66H135ZM141 65H142V66H141ZM159 65L162 66V67L160 68ZM9 66H10V67H9L10 70H12L13 63H12V65H11V63H10ZM11 66H12V67H11ZM134 66H135V67H134ZM147 66H148V67H147ZM152 66H154V68H153ZM185 66H186V65H185ZM136 67H137V68H136ZM179 67H178V68H179ZM190 67H191V68H190ZM70 68H71V67H69L68 69H70ZM181 68H180V69H181ZM189 68H190V69H189ZM128 69H129V70H128ZM136 69H137L138 72H139V71H142V72H139L141 76L145 74L144 76H142V79H144V81H141V78H140L141 76L138 75L139 73L136 71ZM154 69H155V70H154ZM127 70H128V71H127ZM146 70H147V71H146ZM162 70H161V71H162ZM130 71H131V72H130ZM143 71H144V72H143ZM145 71H146V72H145ZM199 71H200V73H199ZM202 71H203V70H202ZM70 72H71V71H70ZM72 72H73V70H72ZM125 72H126V73H125ZM127 72H128V73H127ZM129 73H130V74H129ZM137 73H138V74H137ZM143 73H144V74H143ZM150 73H151V74H150ZM166 73H167V72H166ZM147 75H148L149 78L147 77ZM201 75H202V76H201ZM139 76H140V77H139ZM195 76H196L197 78H194ZM204 76H205V77H204ZM199 77H200V78H199ZM202 77H204V80L199 81V80L203 79ZM209 77H210V76L208 75V79H209ZM135 78H136V79H137V78L139 79V80L137 79V80H138V81H136L137 83H139V82H140V83L143 82V83H142V84H140V83H139V84H136V82H135L136 79H135ZM193 78H194V79H193ZM210 78H211V77H210ZM214 79H216V78H214ZM214 79H213V80H214ZM130 80H133V81H130ZM216 80H217V79H216ZM147 81H148V82H147ZM211 81H212V78H211V80H210V79L208 80V83H207V81H206V83L204 82L205 85L202 86V87H207V86H209V84H212L213 87H212L211 85H210L211 88H208V87H207L209 90H210V89L212 90L214 87H215V88H216V87H217V88H220L221 86H223V87H221L222 89L225 88V89H228V91H231L235 86H237L238 84H240V80H238L239 83H238L237 85H235L236 83H232V84H231V83L229 82V80L222 79L221 81H226V82H224V84H223L221 81H219V82L217 81L218 84L215 86V85H213V84H214L213 82L211 83ZM197 82H199L200 84L197 83ZM130 83H131V84H130ZM132 83H133V84H132ZM148 83H149V84H148ZM189 83H190V85H192V88H191V89H190V87H188V86H189ZM219 83H220V87H219ZM99 84H100V83H99ZM120 84H121V87H120ZM135 84L137 85L136 87L134 86ZM147 84H148L149 86H146ZM151 84H152L153 86H152ZM181 84H182V83H181ZM215 84H216V83H215ZM202 85H203V83H202ZM206 85H207V86H206ZM231 85L234 86V87H232ZM98 86H99V85H98ZM123 86H124V87H123ZM128 86H130V87H128ZM133 86H134L135 88H137V89L135 90ZM141 86H142V87H141ZM194 86L197 87L196 90L194 89V88H195ZM239 86H240V85H238L237 87H239ZM241 86H243V83L241 84ZM147 87H148V88L150 89V91H152V92H150V91L148 90ZM152 87H153V88H152ZM99 88H100V89H99ZM101 88H102V87L99 86V87L97 88V90L99 89V90H98L99 93H101V94L103 93V94H102V97H105V96H103L105 93L101 91ZM126 88H125V89H126ZM138 88H140V90H139ZM215 88H214V89H215ZM217 88H216V91H215L216 93H217V91L219 90V89H217ZM133 89H134V90H133ZM151 89H154V91L151 90ZM180 89H181V91H180ZM187 89H188V90H187ZM205 89H206V88H205ZM208 89H207V91H209ZM225 89H224V90H225ZM235 89H236V88H235ZM97 90H96V87H95V91H97ZM102 90H103V89H102ZM144 90H145L146 92H145ZM155 90H156V92H155ZM193 90H195V91H193ZM198 90L200 91V89H198ZM224 90H223V91H224ZM95 91H94V92H95ZM98 91H97V92H98ZM103 91H104V90H103ZM120 91H121L122 93H121ZM133 91H134V92H133ZM137 91H138V92H137ZM157 91H158V92H157ZM161 91H162V92H161ZM173 91H174V92H173ZM185 91H186V92H185ZM202 91L207 92L206 90H202ZM223 91H221V93H226L227 90L224 91V92H223ZM92 92H93V91H92ZM92 92H88V97H89V98L87 97L88 99H90L91 97H94V96H91V97L89 96V93H90V95L93 94ZM132 92H133V94H132ZM140 92H141V93H140ZM154 92H155V93H154ZM183 92H185V93L188 94V97H187V95L184 93V94H185V97H187L188 100H187V99L185 100V97H183L184 99H181V98H180L181 96H183V95H182ZM218 92H220V91H218ZM99 93L97 94L98 96H99ZM134 93H135V94H134ZM139 93H140V94H139ZM173 93H174V97H173V95H171V94H173ZM208 93H209V92H208ZM212 93L215 94L213 90H212ZM94 94L96 95V93H94ZM113 94H112V95H113ZM136 94L139 95V96H137ZM164 94H165V95H164ZM168 94H169V95H168ZM175 94H176V95H175ZM189 94H190V95H189ZM86 95H87V94H86ZM149 95H150V96H149ZM154 95H155L156 99H157V97H158L157 100L162 101V103H161L160 101H157V100H156L157 103H154V102H155V99H154L155 97H154ZM157 95H158V96H157ZM167 95H168L169 97H167ZM170 95H171V96H170ZM180 95H181V96H180ZM98 96H95V97L97 98ZM118 96H119V98H117ZM121 96H122V97H121ZM163 96H164V97L166 96L167 98H166V97L164 98ZM176 96H177V97H176ZM83 97H84V96H83ZM95 97H94V98H95ZM99 97H101V95H100ZM99 97H98L99 100H100V99H103L102 97H101V98H99ZM115 97H116V99H115ZM149 97H152V98H149ZM85 98H86V96H85ZM138 98H139V100H140L141 102H140V101L137 102V101H138ZM147 98H148V99H147ZM163 98H164V99H163ZM78 99H80V98H78ZM108 99H110L111 102H110ZM114 99H115V100H114ZM117 99H118V101H117ZM142 99H144V100H142ZM150 99H151V100L153 99V100L150 101ZM76 100H74V102H75ZM99 100H97V101H99ZM165 100H167V101H165ZM216 100H217V99H216ZM216 100H215V101H216ZM72 101H73V100H70L69 102L72 103ZM121 101H122V102H121ZM148 101H149V102H148ZM153 101H154V102H153ZM74 102H73V103H74ZM99 102H100V101H99ZM102 102H103V101H102ZM106 102H107V103H106ZM113 102H114V103H113ZM116 102H117V103H116ZM143 102H144V103H143ZM145 102H147V104H146ZM152 102H153V103H152ZM164 102H165V103H164ZM71 103H70V104H71ZM73 103L71 104V106L73 105ZM79 103H80V102H78V103L75 102V104H76L77 106H78ZM108 103H110V104L108 105ZM112 103H113V104H112ZM135 103H136V104H135ZM139 103H140V105H139ZM141 103H143V104H141ZM184 103H185V104H184ZM105 104H107V105L105 106ZM167 104H168L169 107L167 106ZM183 104H184V105H183ZM186 104H187V105H186ZM84 105H85V106H84ZM95 105H96V104H95ZM100 105H101V106H100ZM110 105H111V106H110ZM137 105H138V107H137ZM163 105H164V106H163ZM74 106H75V105H74ZM82 106H81V107H82ZM99 106H100V107H99ZM93 107H94V108H93ZM101 107H102L103 109H102ZM133 107H134L135 109L132 111V109H130V108H133ZM136 108H137V109H136ZM167 108H168V109H167ZM93 109H96V110H98V111L93 110ZM100 109H101V110H100ZM148 109H149L150 111H148ZM151 109H153V110H151ZM155 109H156V110H155ZM78 110L80 111L79 108H78ZM115 110H116V111H115ZM118 110H119V111H118ZM75 111H77V110H75ZM93 111H94L95 113H94ZM155 111H156L157 113H155ZM73 112H72V114L74 115ZM83 112H84L85 114H84ZM86 112H87L88 114H87ZM91 112L93 113V115H91V114H92ZM145 112H146V113H145ZM158 112H160V113H158ZM161 112H162V113H165L164 115H166L167 117L164 116V117L166 118V120H165V118L162 117V119H164V121H163L162 119L160 120V119H159L160 117H159L158 119H156V118L154 119V118H153V119H154V120H153L154 122H155L156 120H157L156 123L159 122V123H157V126H158V127H153L154 123H153V121H151L152 119H151L150 117H148L150 121L147 120L148 118L146 117L147 119H146V118H145V119H146L147 121L143 122V116H145V114H146V116H147V114L149 115L150 113H152V115H149V116L154 117V115H156V117H158L159 114L162 115ZM82 113H83V114H82ZM143 113H144V114H143ZM153 113H154V114H153ZM80 114H81V115H80ZM89 114H90L92 117H91ZM141 114H142L143 116H142ZM172 114L175 115V116H173ZM176 114H177V116H176ZM85 115H86V116L88 115L87 117H88L89 119H88V118L86 119V116H85ZM113 116H114V117H113ZM159 116H160V115H159ZM84 117H85V118H84ZM91 118H93V120H92ZM177 118H178V117H177ZM182 118H183V117H182ZM80 119H81V117H80ZM122 119H123V120H122ZM83 120H84V121H83ZM85 120H86L87 124H86ZM176 120L179 121L178 119H176ZM180 120H181V118H180ZM182 120L184 121V119H182ZM182 120H181V121H182ZM68 122H69V121H68ZM68 122H66V126H69V123H68ZM83 122H84V124H83ZM101 122H102V123H101ZM117 122H118V123H117ZM119 122H120L121 124H120ZM132 122H133V124H132ZM137 122H139V123H137ZM146 122H147V123H146ZM161 122H163V123H161ZM75 123H76V122H75ZM99 123H100V125H99ZM144 123H145V124H144ZM151 123H153V124H151ZM156 123H155V125H156ZM175 123H176V121H175ZM179 123H181V122L179 121ZM71 124H73V123H71ZM88 124H89V128H90V129L87 128ZM104 124H105V125H104ZM116 124H117L118 126H117ZM131 124H132V125H131ZM158 124H159V125H158ZM75 125H76V124H73V127H74ZM77 125H78V124H77ZM77 125H76V126H77ZM80 125H81V124H80ZM96 125H97V126H96ZM114 125H115V126H114ZM155 125H154V126H155ZM161 125H163V126H161ZM176 125H178V123H177ZM180 125H181V124H180ZM93 126H94V127L96 126V128H97L98 131H99V133H97V132H98L97 129H96L97 132H96V131H93V130L95 129ZM108 126H109V128H108ZM131 126L134 127V128L132 127L133 130H131ZM140 126H141V127H140ZM178 126H179V125H178ZM182 126H183V125H181V127H182ZM69 127H72V126H69ZM113 127H114V128H113ZM116 127H117V128H116ZM146 127H147V128H146ZM148 127H149V128H148ZM152 127H153V128H157V129L160 128V129H158V131H159V133L162 135V140H161V141H162L163 143H162V142L160 143V144L162 145V147L160 146L162 149H161V148L159 147V145H158L159 140H157V141H158V142H157V141L154 139V137L156 138V136H158V135H157V133L154 132V129H153ZM165 127H166V124H165ZM181 127H178V128L181 129ZM81 128H83V130L86 129V131H85V130H84V131L81 130ZM107 128H108L109 131H111V132H110V133L108 132V133H105V134H109V135L112 134V135H110V136L107 135V137H105L104 132H107V131H108V130H106ZM110 128H111L112 130H111ZM115 128H116V129H115ZM138 128H139V129H138ZM150 128H151V130L153 129L152 132H151ZM76 129H78V130H76ZM92 129H93V130H92ZM141 129H143L144 133L142 132ZM166 129H167V127H166ZM75 130H76L77 132H76ZM102 130H103V131H102ZM139 130H140V131H139ZM145 130H146V131H145ZM155 130H156V129H155ZM71 131H72V132H71ZM79 131H80V132H79ZM81 131H82V132H85V133H81ZM90 131H91V132L93 131L94 133L96 132L98 136L100 135L99 138L96 137V138H97V141L94 139V138H95L94 136H96V135L93 136L92 133H91V134L89 133ZM101 131H102V132H101ZM126 131H127V132H126ZM137 131L140 132V133H138ZM130 132H131V133H130ZM132 132H133V133H132ZM136 132H137V133H136ZM141 132L145 135V136H144L145 138L142 136L143 134H142ZM149 132H150V133H149ZM51 133H52V132H51ZM70 133H71V134H70ZM73 133H74V135H73ZM80 133H81V134H80ZM135 133L137 134V136H136ZM52 134H53V133H52ZM76 134H77L78 136H77ZM82 134H83V135L85 134L86 137H85V136H82V137H81ZM155 134H156V135H155ZM102 135H103V136H102ZM139 135L142 136V137H140ZM52 136L55 138V134H53ZM101 136H102V137H101ZM115 136H116V140H117V141L115 140ZM75 137H76V138L78 137L79 139L81 138V139H82V140H80L81 143H79V142H78L79 139H76ZM88 137H89V138H88ZM103 137H104V138H103ZM135 137H136V138H139L140 140L143 139V142H142V140H141V142H140L141 145L138 144L139 142H138V143H137L136 141L134 142V140L136 139ZM152 137H153V138H152ZM159 137H160V136H159ZM169 137H170V138H169ZM85 138H87V140H86ZM101 138H102V140H101ZM106 138H107V139H106ZM109 138H110V142L112 141L113 144H112V142L109 143ZM113 138H114V140H113ZM134 138H135V139H134ZM146 138H147V139H146ZM160 138H161V137H160ZM178 138H179V137H178ZM37 139H40V138H37ZM37 139H36V142H37ZM118 139H119V140H118ZM144 139H145V140H144ZM170 139H171V141H172L173 144L171 143ZM41 140L43 141V139H41ZM92 140H93V141H92ZM94 140H95V141H94ZM136 140H137V139H136ZM174 140H175V141H174ZM179 140H180V139H179ZM179 140H178V141H179ZM38 141H39V140H38ZM91 141H92V142H91ZM100 141H101V143H104V142H106V143L108 142V143H107V144L105 143V144L102 145V144L100 143ZM118 141H120V142H119L120 144L118 143ZM165 141H166V144H165ZM39 142H40V141H39ZM84 142H85V143H84ZM94 142H95L96 144H95ZM154 142H155V143L157 142V145H155ZM93 143H94V144H93ZM115 143H116V144H115ZM124 143H125V145H124ZM152 143H154L153 145L158 146L159 149L155 151L156 148H154V146L151 145ZM170 143H171V144H170ZM37 144H38V143H37ZM77 144H79V145L81 144V145L79 146V145H77ZM85 144H86V145H85ZM90 144H91L92 146H91ZM98 144L101 145L102 148H101V146H100V148H99V146H97ZM111 144H112V146H114V147L116 146V148H115L116 151H117L119 148H120V150H122V149L124 150V151H121V157H120L119 155H118V156L121 158V161L126 165L125 167L129 166V167H127V169L124 167V164H123V166H120V169H119V170L121 171V169H122L121 167H124V168H123L124 170H122L121 172H119V170H118V173H119V174L117 173V175L114 174L115 172H117V171H116V168L114 169V171H113L112 169H113V167H115V166L119 168V166H117L116 163L114 164L115 166H113V163H114V162L112 161V159H109L110 157L108 158V155H106L107 153L105 154V151L108 152L107 149H108V150L110 149V152H108V153L112 154L113 151H111V148H113V147L111 146ZM108 145H110L111 148H110ZM117 145H118V146H117ZM131 145H132V146H131ZM172 145H173V146H172ZM34 146H36V144H35ZM83 146H85V148H84ZM87 146H88V147H87ZM104 146H105L107 149H106ZM107 146H108V147H107ZM141 146H142V147H141ZM166 146H165V147H166ZM36 147H37V146H36ZM49 147H51V145H49ZM77 147H81V148L79 149V148H77ZM90 147H91V148H90ZM118 147H119V148H118ZM179 147H180V145H179ZM179 147H178V148H179ZM103 148H104V150H105V149H106V150H105V151H104V150L102 151L101 149H103ZM143 148H144V149H143ZM168 148H166V152H167ZM180 148H181V147H180ZM180 148H179V149H180ZM32 149H34V148H31V151H34V150H32ZM51 149H52V148H51ZM58 149H59V148H54V149H52V151H57V154H58V152H59V153L61 152L62 148H60L59 150H58ZM113 149H114V148H113ZM115 149H114V150H115ZM138 149H139V151H138ZM140 149H141V150H140ZM163 149H164V151H163ZM27 150H28V149H27ZM29 150H30V149H29ZM35 150H36V149H35ZM31 151H30V152L27 151V152H28V156H27V158H28L27 161H28V162H31V159H32V156H33V155H32L33 153H32ZM118 151H119V150H118ZM137 151H138L139 153H138ZM141 151H142V152H141ZM154 151H155V152H154ZM34 152H35V151H34ZM49 152L51 153V150H50ZM63 152H64V154L66 153L64 150L62 151V153H63ZM81 152H82V154H84L83 158L81 157V156H82ZM151 152H153V155H152L153 157H152V158H151V156H150V155H151ZM166 152L163 153L164 155L161 154V155L164 157V158L161 157V160L170 157L168 160L166 159L167 163H169V162H171L173 159H172V157H171L168 153H166ZM182 152H183V151H182ZM31 153H32V154H31ZM53 153H56V152H53ZM76 153H75V154H76ZM102 153L105 154V155H103ZM114 153H115V152H114ZM114 153H113V154H114ZM116 153H117V152H116ZM116 153H115L114 155H116ZM119 153H120V152H119ZM141 153H142V154H143V153H144V154H147L148 158L145 159V160H144V158L142 159V158L140 157V156H141ZM85 154H86V155H85ZM157 155H158V156H157ZM168 155H169V156H168ZM182 155L185 156V157H183ZM59 156H60V155H59ZM144 156H146V155H144ZM144 156L142 155V157H144ZM147 156H146V157H147ZM166 156H167V157H166ZM111 157H112V158H115V157H116V158L119 160V158H118L117 156L114 157V156L111 155ZM158 157H159V158H158ZM165 157H166V158H165ZM72 158H73V156H72ZM72 158H71V160H73ZM100 158H101V159H100ZM66 159H67V158H66ZM171 159H172V160H171ZM189 159H190V161H189ZM110 160L113 162V163H112V168H110L111 166L109 165V164H111V163H110ZM142 160H143V161H142ZM148 160H149V161L154 160L155 162L152 161V163H150ZM169 160H170V161H169ZM62 161H63V160H62ZM68 161H69V162H68ZM114 161L116 162V159H114ZM126 161H127V162H126ZM162 161H164V160H162ZM187 161H188V162H187ZM75 162H74V163H75ZM77 162H76V163H77ZM128 162L130 163V165H129ZM153 162H154V163H153ZM164 162H165V161H164ZM62 163H63V162H62ZM118 163H119V162H118ZM148 163H150V164H148ZM165 163H166V162H165ZM118 165H120V164H118ZM121 165H122V164H121ZM149 165H150V166H149ZM151 165H152V166H151ZM71 166H72V167H71ZM102 166H103L104 168H103ZM185 166H186V167H185ZM68 167H69V168H68ZM70 167H71V168H70ZM105 167H106V169L108 170L107 174H105L106 171H107V170L105 171ZM150 167H151V168H150ZM155 167H156V168H155ZM67 168H68V171H67ZM100 168H101V170H100ZM108 168H110V170H109ZM128 168L131 170L130 173L128 172V171H129ZM160 168H158V169H160ZM186 168H187V170H186ZM102 169H103V173L105 172V173H104L105 175L102 174V172H101ZM125 169H126V170H125ZM184 169H185V170H184ZM127 170H128V171H127ZM169 170H168L167 172H169ZM171 170H170V172H171ZM29 171H30V170H29ZM66 171H67V172H66ZM110 171H113V174H111L112 172L109 173ZM123 171H124V173H126V176H129V177H130V178L127 177V179H126V180H128V181H126L127 183H124V182H125V181L123 180L124 178H121L122 176L124 177V175H122ZM126 171L129 173V175H127L128 173H127ZM182 171H183V172H182ZM184 171H185V172L187 171L190 175L187 173V174H188V176H187L186 173H185ZM149 172H150V173H149ZM159 172L157 173V175L159 174ZM170 172H169V173H170ZM172 172H171V173H172ZM180 172L183 173L184 177H183L182 175H181V176L179 175ZM124 173H123V174H124ZM155 173H156V172H155ZM171 173H170V174H171ZM178 173H179V174H178ZM184 173H185V174H184ZM109 174H110V175H109ZM147 174H148V175H147ZM172 174H173V173H172ZM106 175H109V176H106ZM112 175H113V176H114V175H115V176H118L119 178L122 179V180H121V179H120V180H121V181H124V182L119 181V178H118V177H117L118 179L116 178V179H117V182L114 181V180H112V178L114 179V177H113ZM159 175H160V174H159ZM159 175H158V176H159ZM166 175H167L168 177H167ZM110 176H112V178H111ZM179 176H180V177H179ZM170 177H171V175H170ZM182 177H183L184 179L188 178V179H190V180H187V179H186L187 181H185ZM128 178H129V179H128ZM146 178H147V179H150V178H151L152 183H151L150 180H147ZM165 178H166L167 180H166ZM181 178H182V179H181ZM25 179H26V178H25ZM66 179H67L68 181H67ZM130 179H131V180H130ZM144 179H145L146 181H145ZM27 180H28V182L30 183L29 178H27ZM176 180H179V182H178L179 184H176V182H177ZM181 180H182L184 183H182ZM66 181H67V182H66ZM147 181H148V182H147ZM114 182H115V185H116V186L113 185ZM22 183H23L24 186H25V185L27 186V184H28L25 180L22 181ZM128 183H130V184H128ZM20 184H21V183H20ZM20 184H19V185H20ZM149 184H150V186L153 184L152 187H151V188H153V191H151V190H150V191H151L152 194H154V198H155L154 201L151 200L152 198L150 199V194H149V195H146V194H145V192H147V193L149 192V190L147 191V189L150 188V187H149ZM170 184H169V185H170ZM184 184H185V185H184ZM23 185H22V186H23ZM28 185L30 186V184H28ZM132 185H133V186H132ZM145 185H146L147 189L145 188ZM163 185H164V186H163ZM19 187H20V186H19ZM131 187H134L135 190H134V188L132 189ZM167 187L169 188V186H167ZM65 188H66L67 190L69 189V192H70L71 194H70L68 191H66V192H67V193H66V192H65V190H66ZM151 188H150V189H151ZM165 188H166V187H165ZM170 188H172V187H170ZM170 188H169V190H170ZM173 188H174V187H173ZM173 188H172V189H173ZM24 189H25V188H24ZM145 189H146V190H145ZM174 189H175V188H174ZM174 189H173V191H174ZM184 189H185V190H184ZM133 190L136 191L137 194H138V193H139V194L137 195ZM166 190H167V189H166ZM175 190H176V189H175ZM183 190H184V192H183ZM120 191H121V193H120ZM144 191H145V192H144ZM171 191H172V190H171ZM118 192H119V194H118ZM65 193H66L67 195H66ZM68 193H69V194H68ZM134 193H135V195H134ZM61 194H62V195H61ZM69 195H70V197H68ZM73 195H74V196H73ZM143 195H145V196H143ZM166 195H167V196H166ZM183 195H184V194H183ZM116 196H117V197H116ZM119 196H120V197H119ZM136 196H138V198H136ZM147 196L149 197V199H150L152 202H155V201H156V203H155L154 205H157L158 207H157V206H153L152 203H149L150 206H151V204H152V206H153V207H152V206L150 207L151 209H150L148 206H145L144 203H146V205H147V202H146V201L148 200V197H147ZM152 196H153V195H152ZM168 196H169V199L167 198ZM9 197H11V199L16 198V197H14L13 195L10 196V194H9V196H8V194H6V195H5V200H10V199H8ZM66 197L69 198L70 200L68 201ZM144 197H146V198H144ZM56 198H57V197H56ZM56 198H54V199L52 200V202H53L54 200H58V198H57V199H56ZM174 198H175V199H174ZM126 199H125V197H124V200H125V201L122 199L121 201H122V202L124 201V202H123L122 204H121V202H119V204H120V205H125V206H126V204L129 202V201H128V202L126 203V201H127ZM131 199H132V198H131ZM141 199H142V200H141ZM145 199H147V200H145ZM167 199H168L169 201H168ZM111 200H112V201H111ZM137 200H138V201H137ZM139 200H140V201H139ZM143 200H145V201L143 202ZM173 200H174V201H173ZM179 200H178V202H179ZM60 201H54V202H55L56 204H58L59 206L67 205V204H64V205L62 204V205H60V203H63V202H60ZM141 201H142V202H141ZM166 201H167V202H166ZM176 201H177V200H176ZM57 202H58V203H57ZM116 202H118V200H116ZM131 202H132V201H131ZM139 202L142 203V206H139ZM169 202L172 203V204H166V203H169ZM55 203H54V204H55ZM46 204H47V206H48V203H46ZM72 204H73V205H72ZM112 204H114V203L112 202ZM119 204L116 203V205H119ZM131 204H132V203H130L129 205H131ZM176 204H177V205H176ZM51 205L53 206L52 203H51ZM173 205H174V204H173ZM52 206H51V207H52ZM55 206H56V205H55ZM55 206H53L54 209H58V208L60 209L59 206H57L58 208H55ZM114 206H115V205H112V207H111V208L116 209V210H114V209L111 210V211H114L113 213H111V214H112V217L115 215L114 213H116V212L118 213V212L120 211L119 209H122L121 206H117L118 208H115ZM127 206H128V205H127ZM143 206H144V207H143ZM168 206H169L170 208H169ZM135 207H139L138 209L141 208L140 211H143V212H139V211H138V213H137V210H138V209L135 208ZM147 207H148V210H147ZM154 207H156L157 209H156V208L154 209ZM159 207H160V208H159ZM63 208H64V207H63ZM65 208H66V207H65ZM77 208H78V207H77ZM91 208H92V210H91ZM96 208L100 209L101 211H100V210H97ZM128 208H129V207H128ZM130 208H131V207H130ZM142 208H145L146 211H148V214H147V213H146V214H147L149 217H147L146 214H144V213H145V211H144L145 209H142ZM178 208H179V207H178ZM59 209L57 210L58 212H60V211L62 210V208H61L60 210H59ZM124 209H125V208H124ZM124 209H122V210H124ZM135 209H137V210H135ZM67 210H66V211H67ZM77 210H78V209H77ZM93 210H94V211H93ZM131 210H132V211H131ZM134 210H135V211H134ZM149 210H150V212H149ZM90 211H91V212H90ZM164 211H163V212H164ZM58 212H57V213H58ZM67 212H68V211H67ZM76 212H78V211H76ZM108 212H109V213H108ZM124 212H125V211H124ZM135 212H136V213H135ZM90 213H93V214H90ZM117 213H116V215H117ZM168 213H167V214H168ZM60 214H61V215H60ZM64 214H65V215H64ZM73 214H74V215H73ZM80 214H79V215H80ZM118 214H120V213H118ZM127 214H129V213H127ZM163 214H165V213H163ZM167 214H166V215H167ZM59 215H60V216H59ZM86 215H87V217H86ZM95 215H96V214H95ZM97 215H98V214H97ZM97 215H96V216H97ZM99 215H98V216H99ZM132 215H133V217H132ZM141 215H142V216H141ZM160 215H161V214H160ZM88 216H90V218H88ZM98 216H97V217H98ZM119 216H120V215H118V217H119ZM145 216H146L147 218H149V219H147V218L144 219ZM163 216H164V215H163ZM63 217H64V218H63ZM66 217H67L68 219H67ZM108 217H111V216H108ZM120 217H121V216H120ZM126 217H127V216H126ZM137 217H138V218L140 217L139 220H137V219H138ZM156 217H157V219H158V216H156ZM77 218H78V217H77ZM79 218L81 219L82 216L79 217ZM136 218H137V219H136ZM162 218H164V217H162ZM65 219H67V220L65 221ZM87 219L84 221V223L89 221V220H87ZM96 219H99V218H96ZM110 219H113V218H110ZM110 219H109V220H110ZM155 219H156V218H155ZM8 220H9V221H8ZM8 220H7V222H12V224H13V223L16 221V217H15V216H12V217L9 218ZM10 220H11V221H10ZM63 220H64L65 222H64ZM69 220H70L71 223H69ZM81 220H82V219H81ZM81 220H80V221H81ZM103 220H102V221H103ZM109 220H108V221H109ZM159 220H161V219L159 218ZM61 221H63V222L61 223ZM127 221H128V220H127ZM134 221H136V222H134ZM139 221H140V222H139ZM142 221H143L144 223H147V224L149 225L148 227H146L147 224H144V226H143V229H144V230H142V229H141L142 226H140V225H143V224H142V223H143ZM162 221H164V220H162ZM7 222H6V225H7ZM55 222H57V223L55 224ZM81 222H83V221H81ZM63 223H64V224H63ZM66 223H68L67 225H69V224H70V226L72 225V227H73L72 229H75V228H76L75 230L77 231V232L75 233V230H73V231H74V232H73L74 235L76 234L75 236H74L73 233L71 232L72 235L74 236L73 238H75V239H73V238H72L73 240H70V239H69L71 245L68 244L69 246H72V245L74 246V245H75L74 247H72L73 249H75V250H74L75 252L72 251L73 249H72L71 247H70L71 249L68 248L69 252L67 251V249H65V247H68V245L65 246V244H66L65 241H66V240L60 242V240H61V239L64 240V239L66 238L65 236L67 235V234L64 233V232H63V233H62V232L60 233V231H62L61 228L68 227V226L66 225ZM79 223H80V222H79ZM84 223H82V224L80 223L79 225L82 226V225H84ZM162 223H163V224H162ZM173 223H174V225H175V222H173ZM182 223H183V222H182ZM12 224H11V225H12ZM85 224H87V223H85ZM127 224H128V223H127ZM8 225H10V224H8ZM155 225H156L159 229H157V227H156ZM80 226H78V227H80ZM152 226H153L154 228H153ZM181 226H183V225H181ZM139 227H141V228H139ZM144 227H145L146 229H145ZM51 228H52V227H51ZM69 228H70V227H69ZM69 228H68V229H69ZM147 228H148V229H147ZM150 228H151V229H150ZM152 228H153V229H152ZM179 228H180V226H179ZM60 229H61V230H60ZM65 229H66V228H65ZM173 229H174V228H173ZM2 230H4V229H0V234H1V231H2ZM63 230H64V229H63ZM66 230H67V229H66ZM126 230L128 231L127 228H126ZM126 230H125V231H126ZM145 230H146V231H145ZM147 230H148V232L150 231L151 234L156 233L154 236L158 235V236H159V239H160V240L162 239V240H161L162 242L159 241V239H157V237H158V236H157L156 239H157V241H159V242L157 243V241L153 238V239H151V241H152V243H151V241H149V236H152V235H151V234L148 235ZM54 231H55V233H54ZM125 231H124V232H125ZM141 231H140L139 233H142ZM157 231H160V233L157 232ZM170 231H169V232H170ZM180 231H181V230H180ZM3 232H6V231L4 230ZM3 232H2L1 235H7V233L3 234ZM65 232H66V231H65ZM184 232H185V231H184ZM184 232H183V233H184ZM56 233H57V234L59 233L60 235H64L63 237H65V238H63V237L61 236L62 238L60 239V238H59L60 236H59L58 239H56L55 237H53L54 235H52V234H56ZM125 233L128 234L127 232H125ZM180 233H181V232H179V234H180ZM181 234H182V233H181ZM184 234H185V233H184ZM72 235H71V236H72ZM215 235H216V234H215ZM49 236H51L52 238H55V240L53 239V240H54V243L52 242V241H53L52 238L50 237V238H51V239H50ZM124 236H125V235H124ZM166 236H168V237H166ZM179 236H182V235H179ZM217 236H218V235H217ZM217 236H216V237H217ZM68 237H69V236H68ZM162 237H163V238H162ZM170 237H172V239H171ZM213 237H214V236H212V239L210 238L209 242H211V240H212V241H213L212 243H214V240H215V239H214ZM216 237H215V238H216ZM150 238H151V237H150ZM164 238H166V239H164ZM163 239H164L165 241H164ZM167 239H168V240H167ZM67 240H68V239H67ZM74 240H75V242H74ZM153 240H155L154 243H153ZM166 240H167V241H166ZM217 240H218V244L220 245V243H219L220 240H219L218 238H217ZM71 241H73V243H72ZM96 241H97V240H96ZM98 241H99V239H98ZM100 241H102V240H100ZM215 241H216V240H215ZM149 242H150V243H149ZM174 242H175V241H174ZM51 243H52V244H51ZM62 243H64V245H63ZM68 243H69V242H68ZM162 243H163V244H162ZM165 243H166V244H165ZM207 243H208V242H207ZM54 244H55V245H54ZM91 244H92V249H91V247H90ZM138 244H136V245H138ZM155 244H158V245H157L158 247H157V246H154V247H153V245H155ZM160 244H161V245H160ZM164 244L168 246L167 248H169V250H170V249H171V250L173 249V251L175 252L174 255H171V252H173V251H168V249L165 250L166 246H165ZM181 244H182V243H181ZM143 245H144V246H143ZM163 245H164V247H163ZM207 245H208V244H207ZM210 245H211V244H210ZM210 245H208V247H209L211 250H212V249L215 250V253H216L217 250H220V246L217 245V243H216V245L219 246V247H216V245H214V244L210 247ZM53 246H54V248H52ZM96 246H97V245H96ZM213 246H214V247H213ZM39 247H40V246H39ZM43 247H44V248H43ZM139 247H141V248L143 247V248L140 249ZM156 247H157L159 250H158V249H155ZM172 247H173V248H172ZM40 248H41V247H40ZM95 248H96V249H95ZM160 248H164V249H160ZM51 249H52V250H51ZM64 249H65V250H64ZM133 249H134V248H133ZM144 249H147V251H146V250L144 251ZM155 250H156V251H155ZM157 250H158V251H157ZM177 250H179V249H177ZM38 251H39V250H38ZM41 251H42V250H41ZM44 251H43V253H44ZM62 251H64V252H62ZM65 251H67L68 253L65 252ZM71 251H72V253H74L73 256H71L72 254H70ZM120 251L123 252V251H124L123 248H121V250L118 251V254H120V253H119ZM143 251H144L145 253H143ZM180 251L182 252L181 249H180ZM97 252H99V253L101 252V253L99 254V257H100V259L102 258L101 260H102L103 262H102L101 260H99V259L96 260L97 258H99V257L96 258V256H95V255L98 254ZM147 252H148V253H147ZM149 252H150V254H149ZM41 253H42V252H41ZM96 253H97V254H96ZM38 254H39V253H38ZM57 254H58V253H57ZM68 254H69V255H68ZM135 254H136V252H135ZM137 254L135 255V257H136V256L138 257ZM145 254H147L148 256H146ZM167 254H168V253H167ZM169 254H168V260H167L166 263H167V264H172V262L170 261V256H169ZM172 254H173V253H172ZM176 254H178V255H176ZM217 254L219 255V253H217ZM31 255H32V254H31ZM31 255H28V256H31ZM52 255H53V254H52ZM58 255H59V254H58ZM116 255H117V253H116ZM149 255H150V257H149ZM180 255H181V253H180ZM180 255H179V256H180ZM213 255H214V254H213ZM215 255H216V254H215ZM215 255H214V259H215V261H216V259H217L216 256H217V255H216V256H215ZM28 256H27V257H28ZM143 256H146V257H145L146 259H143ZM219 256H220V255H219ZM40 257H41V254L37 256V255H35V254L33 253V256H31V258H32L31 261H33V263L35 262V264H43V263H45V264L48 263V264H49V263L52 262V260H49V262H45L47 258H48V259L51 258V255H50V257H49V256H48V257H44V256L42 255L41 259H40ZM52 257H53V256H52ZM58 257H59V256H58ZM53 258H54V257H53ZM65 258H66L67 260H66ZM69 258H70V259H69ZM75 258H74V260H75ZM94 258H96V259H95L96 261L94 260ZM177 258H178L179 260H178ZM221 258H222V257H221ZM23 259H24V258H23ZM39 259H40L41 261H40ZM43 259H44V261H42ZM48 259H47V260H48ZM61 259H59V260H61ZM218 259H219V258H218ZM24 260H25V259H24ZM59 260H58L57 264H59ZM62 260H61V261H62ZM174 260H175V261H174ZM221 260H222V259H221ZM225 260H226V258H225ZM225 260L223 259V263L226 262ZM22 261H23V260H22ZM27 261L29 262V260L27 259L26 262L24 261V262H25L24 264H27V263H28ZM72 261H73V260H72ZM72 261H71V262H72ZM114 261H116V260L112 259V262H114ZM144 261H145V262H144ZM217 261H218V260H217ZM217 261H216V262H217ZM219 261H220V260H219ZM53 262H54V263H52V264H56L55 261H53ZM71 262H70V263H71ZM94 262H95V263H94ZM112 262H111V263H112ZM131 262H128V263L131 264ZM170 262H171V263H170ZM220 262H222V261H220ZM20 263H21V260L19 261L18 264H20ZM22 263H23V262H22ZM60 263H61V264H64L63 261L60 262ZM72 263H73V262H72ZM74 263H73V264H74ZM109 263H110V262H109ZM217 263H218V262H217ZM28 264H32V262H29ZM114 264H116V263L114 262ZM174 264H175V263H174ZM178 264H179V262H178ZM218 264H219V263H218ZM221 264H222V263H221Z\"/></svg>","mask_w":264,"mask_h":264}]
</instances>
